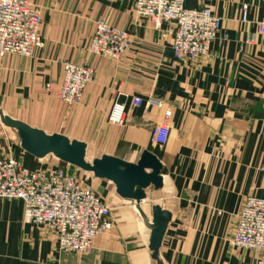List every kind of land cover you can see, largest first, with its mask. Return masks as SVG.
I'll use <instances>...</instances> for the list:
<instances>
[{"label": "crops", "instance_id": "1", "mask_svg": "<svg viewBox=\"0 0 264 264\" xmlns=\"http://www.w3.org/2000/svg\"><path fill=\"white\" fill-rule=\"evenodd\" d=\"M28 1L42 6L44 45L31 57L0 56V109L24 129L62 136L89 167L100 162L105 169L97 173L54 151L39 157L25 145L22 126L1 119L0 148L29 169L58 165L77 174L109 203L112 226L88 252L61 251L55 230L25 222L22 199L0 197V264H256L257 250L230 240L244 198L264 197V34L246 42L264 19V0H185L222 17L210 53L194 62L176 60L174 24L157 29L137 18L136 0ZM99 19L132 33L122 59L89 51ZM64 61L95 68L72 106L58 95ZM151 95L172 110L163 145L153 129L164 111L133 104L135 96ZM115 102L126 106L123 124L109 119ZM144 152L160 163V185L142 187L126 176L124 164L138 165ZM132 188L144 197L129 196Z\"/></svg>", "mask_w": 264, "mask_h": 264}, {"label": "built area", "instance_id": "2", "mask_svg": "<svg viewBox=\"0 0 264 264\" xmlns=\"http://www.w3.org/2000/svg\"><path fill=\"white\" fill-rule=\"evenodd\" d=\"M137 18L148 17L153 26L161 28L165 22L174 24L173 50L178 62H194L208 55L213 41L222 31V17L211 6L188 8L185 0H136ZM241 20L247 21L249 7L242 8ZM42 6L28 0H0V56L34 55L44 45L41 34ZM258 31L247 38V43L264 34V19L257 22ZM228 38L224 36L223 41ZM133 46L129 30L111 25L105 19L96 22L90 39L92 54L120 60ZM63 78L58 88L61 101L67 106L81 103L87 85L95 77V68L63 62ZM46 89L52 90L47 84ZM133 104L164 111L163 120L153 129V138L165 144L169 138V119L172 110L154 96L146 99L135 96ZM124 103L115 102L109 119L116 124L126 121ZM0 197L24 201V220L44 225L58 233L61 251L85 253L95 238L112 226L109 203L75 173L58 165L29 169L15 156L0 148ZM230 242L242 248L257 250L256 264H264V197L247 195L237 213L234 234Z\"/></svg>", "mask_w": 264, "mask_h": 264}, {"label": "water", "instance_id": "3", "mask_svg": "<svg viewBox=\"0 0 264 264\" xmlns=\"http://www.w3.org/2000/svg\"><path fill=\"white\" fill-rule=\"evenodd\" d=\"M0 119L2 123L10 127H18L23 130L25 135L26 143L25 145L27 148L36 154L39 157L44 156L45 154L54 151L59 157H62L66 160H70L73 162L78 163L85 168H90L95 170L97 173H100L105 168L100 164V162H96L95 167H89L84 160L82 159L81 155H75L73 146H70L68 142L59 135L49 136L46 135L44 132L39 130H28L24 129V125H21L16 120H13L10 116L5 115L4 112L0 109ZM80 149L84 150V146H80ZM127 167V175H132L133 178L138 179L136 184L144 187L147 186L150 181L155 183L156 185L161 184V179L158 176L160 173V163L159 161L151 155L149 152H144L142 159L140 160L138 165L135 164H124ZM146 168H151L153 171L151 173H147L145 171ZM111 177L117 181H119L122 186L126 188H131L132 184L125 180V177H118L117 175H111ZM119 190H123V188ZM132 192L129 193V196H133L134 198L140 200L144 197V192L142 190H138L137 192L133 193V188L131 189ZM155 257L157 258V253L155 252ZM158 264H163L162 261H158Z\"/></svg>", "mask_w": 264, "mask_h": 264}]
</instances>
